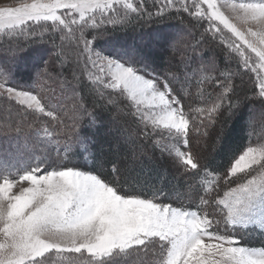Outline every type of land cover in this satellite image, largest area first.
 I'll return each mask as SVG.
<instances>
[{
  "label": "snow or ice",
  "instance_id": "snow-or-ice-1",
  "mask_svg": "<svg viewBox=\"0 0 264 264\" xmlns=\"http://www.w3.org/2000/svg\"><path fill=\"white\" fill-rule=\"evenodd\" d=\"M170 7L204 28L199 41L193 44L185 39L186 29H176L130 42L102 27H127L133 14L146 21L159 18ZM231 7L244 22L264 25V0ZM224 29L239 43H226ZM0 34L8 44L0 53V101L34 118L49 117L45 131L52 127L67 142L64 157L33 158L24 167L0 157V264H53L51 255L65 252L79 256L55 264H264V247L235 246L239 239L232 231L264 230V143L239 150L222 175L202 165L190 143L191 133L206 136L217 118L235 114L237 77L243 84L247 76L253 95L264 103V34L240 31L218 0H163L155 12H145L143 0H21L18 6L0 7ZM249 36L258 38L259 46ZM21 37L46 46L47 58L37 51L31 61H22ZM206 37L225 48L230 58L225 69L197 53ZM161 52L183 70L173 71L171 65L160 70L156 57ZM22 72L29 78L24 83L18 79ZM206 83L217 88L205 93ZM83 88L93 101L91 110ZM185 99H200L204 106L189 103L185 110ZM97 108L110 114L108 123ZM121 118L135 124L141 154L149 141L161 158L168 157L191 178L187 191L177 196L189 205L169 202L163 189L151 195L126 191L120 179L73 162V146L75 154L95 159L100 130ZM116 132L119 143L123 130ZM124 139L127 143L130 137ZM136 152L133 148V156ZM112 172L128 183L116 164Z\"/></svg>",
  "mask_w": 264,
  "mask_h": 264
},
{
  "label": "trees",
  "instance_id": "trees-1",
  "mask_svg": "<svg viewBox=\"0 0 264 264\" xmlns=\"http://www.w3.org/2000/svg\"><path fill=\"white\" fill-rule=\"evenodd\" d=\"M153 1L154 0H151L150 3L147 0H143L145 12L156 11V8L159 5L156 0L155 4ZM181 14L185 15V13L177 12L175 8L170 7L165 14L159 18L153 17L152 20L146 21L145 19H137L135 14H133L130 17L131 22L127 27L117 26L113 29V26L110 24L103 25L102 27L111 30V34L116 37H127L131 42V38L139 36V34H151L156 31H163L164 28L168 30L182 28L181 24L177 22V17L180 18L179 20H182L183 16H181ZM188 18L191 19V17ZM196 25L198 24L196 23ZM198 28L200 30L201 27L198 25ZM26 40L27 37L20 38V42L24 44L25 50L19 54L22 61H25L26 58L37 53V51H42V49H45L46 53V46L25 43ZM213 41H216L218 47L206 45L205 48L200 45L197 49V53L203 54V57L206 60V58L209 57L208 53L213 50L217 56V62H221L222 64L224 54H222V51L220 50L221 48H219L221 47V44L219 43V40ZM13 44H15V41ZM50 46L51 45H49V47ZM7 47V37L0 34V53H3ZM200 49L201 51H199ZM191 54L192 53L189 52V55ZM166 60L167 54L161 52V54L156 57V66L160 70H165L170 65L173 71H177L178 69L183 70L182 65H176L170 60L166 62V65ZM232 67L235 69L234 62L232 63ZM245 77L246 80H248V77ZM18 79L21 83H24L29 79L28 74L22 72ZM235 83L237 85V97L240 102L239 108L235 110V114L228 116L225 112L217 118V122L214 126L210 125L207 128V138L201 140L196 137L197 139H194L197 142L194 153L201 159V164L208 165L211 169L218 171L221 175L226 171L234 154L249 144L252 145L253 143H257L256 141L264 137V129L262 130L261 135H253L255 128L261 127L262 124L259 123L260 121L256 124V121L253 119V114L251 113L252 108L264 109V103H261L258 97H255L254 99L250 98L251 95L253 96V84L249 80L246 82L244 81V83L241 84L240 78H236ZM202 88L205 93H210L216 89L217 86L211 83H206L202 85ZM37 91H39L38 88ZM83 91L85 97L88 99L89 109L91 110L93 107V101L91 97L88 96V89L83 88ZM192 91L195 93L196 89L193 88ZM185 96H187V93H185ZM237 97H234V99ZM184 103L186 105L185 110H187V105L189 103H191L193 107L204 106L200 99H194L193 101L185 99ZM14 108L18 110L16 106ZM97 111L103 116L105 123H108L110 114L100 108H97ZM21 113L23 114V119L20 118L16 120V124L14 123L10 127H5L4 122L0 120V129H7L6 131L0 130V157H9L11 163L18 167L27 166L33 158L39 160L44 158L59 159L64 157L66 154L64 149L67 143L65 139L63 137H57L54 134L52 127H48L45 131V126L48 124L50 118L47 116L34 118L32 115L24 113L23 110H21ZM111 115H113V113ZM129 126L133 129L129 128ZM116 128H121L124 132L123 134L127 138L130 137L127 146L121 145L120 142L117 143L115 141V135L119 134L116 132ZM221 128H223V133H221ZM16 129H19V131H16ZM108 130L112 132L111 136L106 133ZM192 134L194 133H191V137ZM98 140H100V144L97 149L94 150L96 153L95 159L91 156H80L75 154L73 146V154L71 156L73 162L77 163L85 170L94 169L109 179H120L123 188L126 191L136 190L151 195L156 189H163L167 194L169 202H174L176 205L184 204L185 206L190 204V201L184 196L181 195L180 199H177V196L187 191V183L191 178L185 177L182 173L178 172L175 164L170 161V159H158L157 151L152 148L149 141H144V144L147 145V147L144 149L143 154H141L139 151L141 146L140 141L136 138V126L130 118L128 119V124H125L121 119H118L115 125L110 129L102 128L98 135ZM132 141H136V143L133 144ZM133 148L137 149L135 156H133L132 153ZM113 164H116L121 169V172L126 174L128 178L127 184L123 183L125 179L124 176L116 177L112 172ZM192 182L194 186L197 183L195 180ZM225 188L226 185L222 181L221 195ZM220 230L223 232V225L220 226ZM232 231L239 239L241 245L253 248L264 247V232L260 231L258 227L249 226L247 229L238 227ZM77 257L73 256L72 258L75 259Z\"/></svg>",
  "mask_w": 264,
  "mask_h": 264
},
{
  "label": "rangeland",
  "instance_id": "rangeland-1",
  "mask_svg": "<svg viewBox=\"0 0 264 264\" xmlns=\"http://www.w3.org/2000/svg\"><path fill=\"white\" fill-rule=\"evenodd\" d=\"M148 2H150L151 3V0H147ZM28 2H31V0H28ZM154 2V1H153ZM156 2L158 3V7H160L161 6V4L163 3V0H156ZM189 2H190V0H189ZM240 2H256V0H218V3L221 5V11L230 19V21L233 23V24H235L236 25V27L240 30V31H242V32H244V33H248L249 32V29H251L252 31H255V32H260V33H262V34H264V25H262V24H258V23H256V22H254V21H248V22H244L241 18H240V13H238V11L237 10H235V9H233L232 7H231V5L233 4V3H240ZM21 3V0H0V7H5V6H10V7H15V6H18L19 4ZM157 7V8H158ZM181 16H183L182 17V20H179L180 18L179 17H177V22H179L180 24H181V26H182V28H177V29H186L188 32H190L191 33V36H189L188 35V32L186 31L185 33H184V36H185V39L186 40H189V41H191L193 44H195L196 43V41L198 40H200L201 39V33H203L204 32V28L203 27H201L200 28V30H199V28H198V25H196V21H192L191 19H189L188 17V14H186L185 13V15L184 14H181ZM205 27H207V24H205ZM220 27L221 28H223V26L222 25H220ZM176 29H173V30H168V29H166V28H164L163 29V31H165V32H172V31H175ZM147 34V33H146ZM152 34V33H151ZM142 35V34H141ZM140 34H139V36H141ZM222 35H223V37L225 38V40H226V43H232V42H236V43H239V41H236L235 40V37H232L231 36V33L230 32H228V30L227 29H224L223 30V33H222ZM139 36H136L137 38L139 37ZM207 38V39H206ZM205 38V40H204V45L203 44H201L202 46H206V45H213V47H218L217 46V44H216V41H213V40H211V38H208V37H206ZM249 38L250 39H256L257 40V44H258V46H259V39L258 38H253V37H251V36H249ZM51 47V46H50ZM206 48V47H205ZM219 48H221L220 50L222 51V54H224V58H223V62H222V64H221V62L220 63H218L217 61H218V59H217V56H216V54L213 52V50L212 51H210L208 54V58H206V60L204 59V61L205 62H207L208 60H215L216 62H217V65H218V67L219 68H221V70H223V69H225L226 67H227V65H226V61L227 60H229L230 58L227 56V53H226V51H225V48L224 47H219ZM215 49V48H214ZM199 51H201V49L199 50ZM41 52H43V55H44V59H46L47 58V51H46V53H45V49H42V51ZM197 52H198V50H197ZM34 53V52H33ZM45 53V54H44ZM165 54V53H164ZM253 56H254V54H252ZM36 56V53H34V54H32L30 57H28V58H26L25 59V61H31L32 59H33V57H35ZM177 59H179V56H177ZM171 61V58H170V56L167 54V60L165 61V64H166V62L167 61ZM42 62V61H41ZM167 65V64H166ZM233 68V67H232ZM233 70H234V68H233ZM237 78H239V77H237ZM244 81L246 82V81H248V80H246V77H244ZM250 98H255V96L253 95H251L250 96ZM3 102H5V101H3ZM2 101H0V120L2 121V122H4V125H5V127H10L11 125H13L14 123L16 124V120H18V119H20V118H22L23 119V114L21 113V110H16L14 107L16 106V105H14V104H11V103H8V102H5V103H3ZM17 107V106H16ZM251 113L253 114V119H254V121H256V124L258 123V121H260L259 123H261L262 124V126L261 127H256V126H254V127H256L255 128V130H254V134L253 135H257V136H259V135H261V132H262V130L264 129V116H262L261 114L262 113H264V109H255V108H252L251 109ZM115 115V113L113 112V116ZM4 120V121H3ZM121 121H123L124 122V119L123 118H121ZM262 121V122H261ZM6 124H8V125H6ZM260 125V124H259ZM131 128V127H130ZM131 129H133V128H131ZM109 131V130H108ZM108 131L106 132V133H108ZM203 131H204V129H203ZM206 131H207V135L206 136H196L197 134L196 133H194V134H192V139H191V147H192V150H193V152H195V150H196V140H194V139H197V138H200L201 140H203V139H205V138H207L208 137V130L206 129ZM124 133V132H123ZM196 134V135H195ZM117 135H119V134H117ZM117 135H115V136H117ZM123 137L124 138H127L124 134H123ZM197 137V138H196ZM262 137V136H261ZM124 138H121V140L119 141L120 142V144L121 145H126L127 146V144H128V142L127 143H125V139ZM257 143H253L252 144V146H256L257 144H261V143H264V137L262 138V139H260V140H258V141H256ZM129 150H131V149H129ZM157 153V158L158 159H169L168 157H164V158H161V155H160V152L159 151H157L156 152ZM198 156V155H197ZM199 158V157H198ZM199 160L201 161V159L199 158ZM171 161V160H170ZM23 186H28L27 185V183L25 182L24 184H23ZM19 188H20V185H17V187L13 190L14 192H18L19 191ZM259 228V227H258ZM259 230L260 231H263L264 232V230H261L260 228H259ZM205 242L207 243V242H209L208 240H207V238H205ZM227 246V245H226ZM235 246H244V245H241L240 243H238L237 245H235ZM244 247H249V246H244ZM79 255V254H78ZM77 254H75V253H67V252H65V253H62V254H60V255H57V254H55V253H53L52 255H51V260L53 261V264H55V262L56 261H58V260H61L62 258H64V257H77L78 256ZM146 260L148 259L147 257L145 258Z\"/></svg>",
  "mask_w": 264,
  "mask_h": 264
},
{
  "label": "bare ground",
  "instance_id": "bare-ground-1",
  "mask_svg": "<svg viewBox=\"0 0 264 264\" xmlns=\"http://www.w3.org/2000/svg\"><path fill=\"white\" fill-rule=\"evenodd\" d=\"M188 32V31H187Z\"/></svg>",
  "mask_w": 264,
  "mask_h": 264
}]
</instances>
